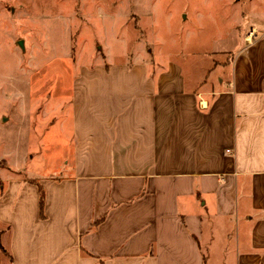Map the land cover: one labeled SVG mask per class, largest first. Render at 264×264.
<instances>
[{
    "label": "crops",
    "instance_id": "1",
    "mask_svg": "<svg viewBox=\"0 0 264 264\" xmlns=\"http://www.w3.org/2000/svg\"><path fill=\"white\" fill-rule=\"evenodd\" d=\"M224 65L83 70L71 157L0 180L1 264H264V31Z\"/></svg>",
    "mask_w": 264,
    "mask_h": 264
},
{
    "label": "rangeland",
    "instance_id": "2",
    "mask_svg": "<svg viewBox=\"0 0 264 264\" xmlns=\"http://www.w3.org/2000/svg\"><path fill=\"white\" fill-rule=\"evenodd\" d=\"M263 22L264 0H0V180L44 178L71 157L83 70L140 59L215 81Z\"/></svg>",
    "mask_w": 264,
    "mask_h": 264
},
{
    "label": "built area",
    "instance_id": "3",
    "mask_svg": "<svg viewBox=\"0 0 264 264\" xmlns=\"http://www.w3.org/2000/svg\"><path fill=\"white\" fill-rule=\"evenodd\" d=\"M198 100H199L198 101L199 107H201V108L206 107V101L202 97L198 96ZM227 153L230 154V151L228 150Z\"/></svg>",
    "mask_w": 264,
    "mask_h": 264
},
{
    "label": "water",
    "instance_id": "4",
    "mask_svg": "<svg viewBox=\"0 0 264 264\" xmlns=\"http://www.w3.org/2000/svg\"><path fill=\"white\" fill-rule=\"evenodd\" d=\"M18 46L22 48V43H21V41L18 42Z\"/></svg>",
    "mask_w": 264,
    "mask_h": 264
},
{
    "label": "trees",
    "instance_id": "5",
    "mask_svg": "<svg viewBox=\"0 0 264 264\" xmlns=\"http://www.w3.org/2000/svg\"><path fill=\"white\" fill-rule=\"evenodd\" d=\"M41 201H42V196H41Z\"/></svg>",
    "mask_w": 264,
    "mask_h": 264
}]
</instances>
